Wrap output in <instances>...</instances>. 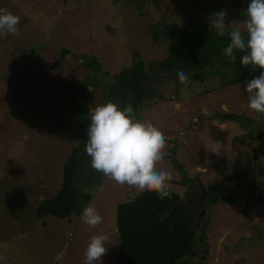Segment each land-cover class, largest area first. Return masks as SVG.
I'll list each match as a JSON object with an SVG mask.
<instances>
[{"label":"rangeland","instance_id":"1","mask_svg":"<svg viewBox=\"0 0 264 264\" xmlns=\"http://www.w3.org/2000/svg\"><path fill=\"white\" fill-rule=\"evenodd\" d=\"M202 4L209 1L162 0L157 8L145 0L141 14L125 0H0V8L20 18L15 35H0V264H84L88 240L101 232L111 237L101 264L115 263L119 250L115 208L139 193L135 188L118 185L97 172L103 181L98 185L92 180L87 186L93 197L77 215L38 219L36 203L58 191L71 149L86 143L90 116L85 131L79 130L75 108L83 112L106 102V86L119 84L114 75L132 63L133 52L145 66L166 57L169 40L154 36L156 25L162 30L161 11L176 15L180 25L193 21L189 17L199 13ZM227 17L225 29L236 28L231 9ZM62 49L70 51L54 68L43 67L35 54L54 63ZM82 55L90 58V67L82 64ZM213 80L219 84L216 77ZM173 81L161 80L153 87L152 97L162 95L159 99L168 101L151 102L142 95L149 105L141 104L139 110L141 120L151 122L166 137L164 160L158 167L171 171L169 189L182 203L188 200L192 205L187 216L195 228L196 253L191 251L176 264H227L229 258L220 248L226 250L234 241L235 249L242 247L238 256L244 258L233 264H264V221H255L252 213L258 211V204L248 200L247 190L243 188L235 203L217 201L213 206L199 198L197 186V177L205 188L218 185L223 175L231 179L234 152L247 150V140H238L244 131L236 122H221L214 115L224 109L239 113L243 103L233 99L234 92L224 90L177 103L168 98L176 92ZM186 87L182 85L181 92ZM195 90L201 92L203 87ZM89 91L92 102L84 99ZM244 91L238 90L242 97L248 95ZM260 188L264 190V181ZM89 204L103 217L96 228L81 218ZM206 243L211 250L208 259L202 251L209 249ZM228 255L234 260L233 254Z\"/></svg>","mask_w":264,"mask_h":264},{"label":"trees","instance_id":"2","mask_svg":"<svg viewBox=\"0 0 264 264\" xmlns=\"http://www.w3.org/2000/svg\"><path fill=\"white\" fill-rule=\"evenodd\" d=\"M127 5H135L142 14L145 0H125ZM163 22L162 30L157 26L154 36L158 39L169 40L166 57L160 62H152L148 68L139 58L138 52H133V61L129 66L122 68L114 75L116 82L107 85L105 100H112L123 108L131 103L136 118L141 120V96H138L140 88L149 84L151 69L153 66L160 68L180 67L181 56L188 48L190 40L173 39L179 35L210 34L205 27L195 26L189 32L173 34L171 27ZM219 45L226 46L230 43V32L220 36ZM223 52V51H220ZM95 60L94 56H91ZM82 64L90 67L89 57L82 55ZM76 69V68H74ZM96 70L100 69L97 65ZM75 72V71H74ZM88 90V89H87ZM148 98H152L151 95ZM87 102L94 100L92 91L85 93ZM140 108V110H139ZM76 107L79 112L77 127L83 132L86 129L89 110ZM85 144L74 146L62 166V179L60 187L52 196L43 198L36 203L35 216L44 219L51 216L62 220L78 214L80 206L86 205L93 197V192L87 186L103 181L96 177L97 172L88 168L91 158L85 151ZM84 177H82V175ZM170 196L160 198L155 191H143L134 195L131 199L120 202L115 208L116 230L119 235V250L114 264H175L178 260L189 254L194 248L195 229L187 216L184 205L179 203V195L170 190Z\"/></svg>","mask_w":264,"mask_h":264},{"label":"clouds","instance_id":"3","mask_svg":"<svg viewBox=\"0 0 264 264\" xmlns=\"http://www.w3.org/2000/svg\"><path fill=\"white\" fill-rule=\"evenodd\" d=\"M245 15L244 33L236 28L230 32V43L223 49L225 56L233 61L237 53H244L240 63L262 69L259 76L246 83L248 108L264 114V0H250L242 10ZM227 11L220 10L208 17L210 26L217 35L225 34ZM20 18L0 8V35H15ZM182 82L187 77L179 74ZM89 125L86 130L85 151L91 158V168L121 186L135 188L138 192L155 191L163 199L170 196L168 181L172 173L162 164L165 156L166 137L151 122L136 118L131 103L121 108L108 100L89 108ZM82 220L90 228H96L103 221L98 210L89 204L83 209ZM110 235L105 232L93 234L84 250V264L102 262L107 252L106 242ZM3 259V257H0Z\"/></svg>","mask_w":264,"mask_h":264},{"label":"flooded vegetation","instance_id":"4","mask_svg":"<svg viewBox=\"0 0 264 264\" xmlns=\"http://www.w3.org/2000/svg\"><path fill=\"white\" fill-rule=\"evenodd\" d=\"M156 5V7L161 8L162 0H150ZM209 4L200 5L199 13L190 16L189 19L193 21H184L177 25V16L174 14H166L161 11L160 24L162 26L163 22H168L167 24L171 27L173 34H177V30H184V33L189 32L195 26L205 27L210 30V34L197 35H179L174 36L173 39L183 40L185 42V37L187 40H190L188 48L184 50V55L180 59V67H169V68H160V66H153L151 69V81L149 84H145L140 88L138 96H149L153 95V87L156 86L157 82L161 80H175L171 84L173 89L176 91L174 97L169 96L170 100L174 99L177 103L181 100L182 102L187 100H192L197 95H205L212 93L218 90H224L225 92L232 91L233 99L242 102L243 110L241 112H228L226 109L222 110L220 113L214 115V117L220 118L221 122H236L241 129L244 131V134L239 135V141L247 140V150H241L237 153L236 161L232 165V170L229 173V177L223 175V179L218 185H210L205 188L202 184V180L197 177L198 185L200 188L199 198L204 200L206 204L211 203L214 206V203L217 201H223L227 203H235L241 193H244L243 188L247 190L246 196L248 200L250 197L251 203L258 204L256 205L258 211H254L252 215L255 217V221H264V190L260 188V185L264 181V114L257 113L248 108V95L242 97L243 94H240L238 90L242 87L246 91V83L255 76H259L262 69L256 68L255 66L249 65L247 67L243 66L240 63V57L244 54L242 52L237 53L236 61H233L230 57L225 56L223 49L226 46L219 45L220 36L217 35V30L214 27H211L208 17L214 12L220 10H226L227 12L232 10L231 22L237 23L236 28L241 29L242 34L244 33V23L245 15H242L241 12L245 9L250 3V0H208ZM228 20V17H226ZM225 29V34L231 32L233 29ZM224 34V35H225ZM223 35V36H224ZM175 39V40H176ZM33 52V50H32ZM150 64V63H149ZM149 64L146 66L148 67ZM179 74H184L187 77L186 82H182L179 78ZM166 75V76H164ZM219 81L218 85H215L213 78ZM156 79V80H155ZM156 83L154 84V82ZM152 85V87H150ZM186 85V91L181 92V86ZM202 86L203 90L201 92L196 91V86ZM145 87V91L144 90ZM171 87L170 85L167 86ZM244 91V92H245ZM146 92L147 94H143ZM247 93V92H245ZM164 96V95H163ZM162 95L158 97H152L151 102L159 101H168L160 100ZM169 100V101H170ZM144 105H149L147 101ZM261 127V128H260ZM237 140V139H236ZM233 155H231L232 157ZM223 168L224 165H223ZM261 179V180H260ZM260 180L258 186L256 184ZM257 188V189H256ZM250 193V194H249ZM179 203L184 205V208L188 214V207L192 205L188 200L185 203H182L179 200ZM190 204V206H189ZM204 209L201 210V214L204 213ZM260 212H262L260 214ZM190 222L193 225V221L190 219ZM195 229V228H194ZM203 236V235H202ZM201 236V237H202ZM201 239V238H200ZM241 236L237 238L236 241H239ZM221 240V239H220ZM234 246L228 247V249L220 248L224 252V255L228 257L227 264H233L235 260H243L241 256H238L239 249L242 247L234 248L237 243L234 241ZM209 249L206 252V248H203V253L206 254V257L210 256V245L209 243L204 244ZM204 246V247H205ZM191 255H195L196 249ZM192 250V251H193ZM190 254V253H189ZM233 254L234 260L228 255ZM190 255V256H191ZM209 257H207L208 259ZM190 259V258H189ZM249 259H246V261ZM177 263V262H176ZM175 263V264H176Z\"/></svg>","mask_w":264,"mask_h":264},{"label":"water","instance_id":"5","mask_svg":"<svg viewBox=\"0 0 264 264\" xmlns=\"http://www.w3.org/2000/svg\"><path fill=\"white\" fill-rule=\"evenodd\" d=\"M70 50H67V49H62L61 53H60V56L58 58L57 61H55L54 63H50L48 61H45L43 60V58L40 57L39 53H35L37 58H38V61L39 63L43 66V67H46V68H54L55 66L58 65V63L62 60L63 58V54L65 53H68ZM166 76V75H164Z\"/></svg>","mask_w":264,"mask_h":264}]
</instances>
